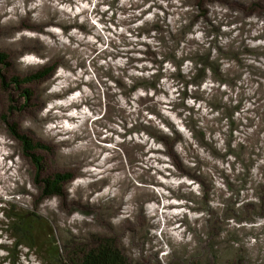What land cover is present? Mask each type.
Segmentation results:
<instances>
[{
	"label": "clouds",
	"instance_id": "clouds-1",
	"mask_svg": "<svg viewBox=\"0 0 264 264\" xmlns=\"http://www.w3.org/2000/svg\"><path fill=\"white\" fill-rule=\"evenodd\" d=\"M202 5L207 22H192L199 12L195 0H0V52L10 54L12 71L26 75L58 62L35 84L39 106L0 124V207H29L39 199L37 207L74 234L97 232L105 223L129 264H264V0ZM185 27L182 39H175ZM149 49L153 55L145 56ZM206 54L232 83L214 80L205 67L203 80L186 89L198 99L185 98V82L202 67L191 57ZM9 123L54 146L57 166L73 172L60 194L43 195L42 185L32 182L22 146L6 131ZM133 126L136 132L121 139ZM195 131L204 133L207 146ZM122 144L143 147L129 162ZM168 147L212 185L207 210H188L190 199L199 207L204 189L171 166ZM213 150L221 156L231 150L239 159L227 154L222 160ZM221 172L237 191H229ZM153 180L163 186L153 187ZM74 204L94 211H69ZM229 206L236 215L245 206L251 211L237 220L223 215ZM109 208L111 215L100 216ZM213 216L222 227L209 238ZM13 242L0 232V245ZM21 249L18 264H39L32 254L25 259L28 249ZM7 255L0 250V258Z\"/></svg>",
	"mask_w": 264,
	"mask_h": 264
},
{
	"label": "trees",
	"instance_id": "trees-1",
	"mask_svg": "<svg viewBox=\"0 0 264 264\" xmlns=\"http://www.w3.org/2000/svg\"><path fill=\"white\" fill-rule=\"evenodd\" d=\"M195 7L199 9L198 15L192 17V22H194L199 17H205L206 20V10L203 8L202 0H195ZM207 22V20H206ZM154 29L159 30V25H154ZM188 31V28L185 27L182 29L181 33L178 34V36L175 38L177 40L182 39L183 33ZM210 32L212 34H219V28L217 26H212L210 28ZM212 46H215V39L213 40ZM217 51L220 52L221 50L217 48ZM247 51V50H245ZM222 55H228L232 58H236L235 53H223ZM150 49L145 52V56H152ZM168 58L171 57V53H169ZM191 59H194L201 63L202 67L197 70L196 76L193 78L192 81L185 82V92L182 93V95L185 98H193L194 101L198 99V97L195 94H192L191 97H189V94L187 93V85L189 83L195 85L199 82H201L205 76L204 68H210L213 73L214 80L219 81L221 84L227 82L229 84L232 83L231 80H227L224 76H222L218 71V65L216 62H209L207 59V54L204 57L200 56H193ZM179 64V62H177ZM53 72V66L46 68L45 66L41 68V70L36 71V73H33L28 79V81H33L37 78L39 79H46L51 73ZM178 79L183 80V77L180 76L179 73L176 74ZM8 81L6 84L8 87L14 83H19V80L17 81ZM114 83L117 84V86H122L119 81H114ZM150 87L153 85H149ZM29 94V93H28ZM29 95H26L25 99L27 101V97ZM183 107L187 108L186 105H182ZM214 109H218L220 107L219 104L213 105ZM238 107V106H236ZM190 113L194 110L187 109ZM235 110V109H233ZM225 115L229 117L231 115V110H226ZM7 120V118H6ZM4 120V121H6ZM190 124L194 125L195 121H192L190 119ZM174 128V126H172ZM235 125L230 120V129H234ZM8 132L11 133V135L18 140L19 144L22 146V153L26 158H29L31 160V163L36 168V171L40 175L42 170V158L38 155V152L40 149H44L45 147L42 146L38 142H34L30 138H28L25 135L20 134L16 129L14 125L8 124ZM141 130H143V126H141ZM130 135L134 134L136 132V126L134 128L130 129ZM149 132H152L151 129H148ZM152 134L155 136L156 134L152 132ZM174 135L177 139H181L180 134L178 131L174 132ZM195 137L199 141L201 145L207 146V143L204 141L203 136L204 133L201 131H195L194 132ZM159 140H161L166 145H170L171 141L168 140L165 137H157ZM137 147V146H136ZM140 148V146H138ZM170 151V154L173 153L171 151V148L168 147ZM131 154V153H130ZM130 154H127L128 160H130L131 156ZM168 154V155H170ZM212 154L220 159H226L227 154L236 155L239 159V153H233L231 150L225 155L221 156L218 153H215L213 150ZM231 168L232 165H229ZM36 173V175L38 176ZM223 180L225 182V186L229 189V191H237V187L232 184L231 181L227 179V176L223 174ZM200 175V174H199ZM40 177V176H38ZM69 176L67 174H53V175H46L43 177H40L39 179H35L33 181L36 185H42L43 187V195H48L51 193L60 194L61 187L64 184L65 181L69 180ZM198 183L202 184L204 186V183L200 180L196 179ZM205 182V179H203ZM206 183V182H205ZM212 186V185H211ZM243 186V180H241V188ZM204 189V196L201 199L203 203V208H198V211L201 209L207 210V200H208V192L210 190ZM4 203V202H0ZM262 203H264V200H262ZM36 205H33L31 207L25 208L24 206H19L12 203H6L5 206L0 207V232L6 234L9 239H13L14 242L11 246L8 245H2L1 249L6 251L8 255L4 257V261L7 260L10 262V264H18L19 257L22 254L21 246L24 248H27L28 251L23 253V255H34L37 260L39 261V264H129V260L124 255L123 251L120 250L115 244V242L110 238H104L99 239L97 241H91L93 242L90 246L86 243L81 244L80 246H77L75 249H71L70 244V238L62 236V238H58L56 236L54 227L52 226L51 222L48 220V218L42 216V214L39 212V209H37ZM251 206H245L241 209L239 215H236L233 212V209L231 206H229L225 212V217H235L237 220H240L243 218L245 214L244 212L250 213ZM242 214V215H240ZM210 227V232L208 233L209 238H211L213 232H218L221 230L222 227V221L219 217L213 216L212 220L208 222ZM57 237V238H56ZM88 239V238H87ZM4 261L2 263H4Z\"/></svg>",
	"mask_w": 264,
	"mask_h": 264
},
{
	"label": "rangeland",
	"instance_id": "rangeland-1",
	"mask_svg": "<svg viewBox=\"0 0 264 264\" xmlns=\"http://www.w3.org/2000/svg\"><path fill=\"white\" fill-rule=\"evenodd\" d=\"M253 7H256V6L253 5ZM21 27H31V26L27 25V24H22ZM40 30L42 31V29H40ZM62 30H66V29H62ZM80 30H82V28H80ZM57 63H58L57 61H54V62H51V63L45 65V67L48 68V67H51V65H52L53 66V72H54V70L57 66ZM12 67L13 66H12V63L10 60V54L7 52H0V124H3L5 122L4 120H6V118H8V116L10 114L20 113V112H24L25 110H28L29 108L38 107L39 106V104L37 103L38 96L35 92V84L38 81L45 80V79L37 78L33 81H28V80L23 81L24 79H28L33 73H36V71L30 70L28 72V74H26V75H18L12 71ZM48 77H46V78H48ZM11 80H13V81L19 80V83L17 84V83H14L12 81L13 84L8 87V85L6 83L8 81H11ZM26 95H29L27 97V101L25 99ZM109 111H111V109H109ZM11 124L14 125L15 129L17 130L16 124L15 123H9V125H11ZM133 128H134V126H133ZM8 130L9 129H8V124H7L6 125V131L8 132ZM129 130L130 129H127V131H122L120 133L121 139H123L127 135H130L131 131H129ZM8 134L11 135V133H9V132H8ZM25 136H27V135H25ZM27 137L30 138L31 140H33L34 142L40 143L42 146L45 147L44 149L43 148L40 149V151L38 152V155L42 158V163H41L42 170H41L40 175L38 174V172L36 171V168L31 163V160L29 158H26L22 153L25 161L28 164V171H29V175L31 176L32 182L36 178L39 179L40 177H43L46 175H53V174H61V175L67 174L70 177L69 180L73 178V172L72 171L67 170L66 168H61V167L57 166L56 159H55L56 153H55L54 146H52L48 142H44V141H41L39 139H34L31 136H27ZM101 142H102V144L107 143L108 138H102ZM138 146H140V148H138ZM142 147L143 146L138 145V144H133L131 146L123 145V144L121 145V148L125 154L126 160H128L127 154L131 153L129 155V156H131L130 160H128L129 162H133V160H134L133 153L135 151L142 150ZM158 151L159 150H155V149L149 150V152H151L153 154H156ZM168 154H170L169 150L166 151V155L170 158L171 166L175 167L177 172L180 175H182L188 179L194 180L196 182H198L196 180V179H198L204 183V186H202V184H201L202 188H205V190L211 189L212 186L208 182V179L206 177H203V176L199 175L198 173H194L192 170L187 169L182 164L181 160L174 153H171L170 155H168ZM145 155H147V153H145ZM156 171H157V175H160L162 178H164L163 174L160 173L159 170H156ZM165 171H169V169L166 168ZM36 173L40 177H38L36 175ZM221 178L222 179L224 178L222 174H221ZM203 179H205L206 183L203 181ZM150 182L152 183L153 187H157V186L162 187L163 186V185L159 184V182H156L154 180L150 181ZM0 202H3V201H0ZM9 203L16 204L15 202H9ZM39 203H40L39 199L34 200L31 204V206L36 205V207H37V205ZM191 205H192V201L190 199L189 205H188L189 211H194V210H197L198 208H203L202 207L203 206L202 200L199 202L198 208H193ZM31 206H29V207H31ZM169 207H173V206H169ZM25 208H27V207H25ZM37 209H39V212L42 214V216L48 218V220L51 222L52 226L54 227L56 236L58 238H62V236L68 237L69 235H72V236H69L70 242H68V244H70L71 249H75L77 246H80L81 244H84V243H86L87 245L90 246L93 243V242H91L92 240L97 241L99 239H104V238H110L115 242V238L108 235L107 225L105 223H99L97 225V227L99 229V231H97V232L80 231L77 234H74L68 228H61L59 223H58L59 218H53V217L49 216L46 208H39L38 207ZM68 210L69 211H73V210L80 211L84 215L92 214L94 211L92 208H90L86 204H74ZM112 211H113V209L109 208L105 211H102L100 213V216L103 217V216L111 215ZM243 214L247 215L249 213L244 212ZM240 215H242V214H240ZM139 231L141 233V238L144 239L145 238L144 234H143L144 230H143L142 226L139 229ZM115 244H116V242H115ZM1 246L2 245H0V250L4 251L3 249H1ZM24 254H25V252H24ZM124 255L126 256L125 253H124ZM28 256L29 255H24L25 259H27ZM3 258L4 257L0 258V264H4V263H2L4 261ZM127 259H128V257H127Z\"/></svg>",
	"mask_w": 264,
	"mask_h": 264
}]
</instances>
